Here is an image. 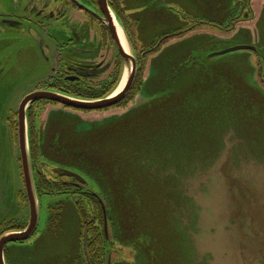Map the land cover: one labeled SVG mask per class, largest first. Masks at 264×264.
<instances>
[{"label": "rangeland", "instance_id": "rangeland-1", "mask_svg": "<svg viewBox=\"0 0 264 264\" xmlns=\"http://www.w3.org/2000/svg\"><path fill=\"white\" fill-rule=\"evenodd\" d=\"M139 1V5L131 1L128 8L149 9L147 7L151 5L154 8L149 10V14L174 17L179 27L184 29L190 26L188 19L192 16L212 22L217 17H224L235 6L234 0ZM11 7L10 0H0V12L8 11ZM151 22L144 21V29L135 31L136 39L129 28L126 34L142 47L140 42L146 44L155 36L168 32L150 30ZM159 23L162 24V20ZM246 28L249 29H242L233 37H223L210 26H200L196 27L195 33L164 47L149 61L147 75L138 87V96L130 102L126 112L122 110L112 118L103 117L96 121L85 120L76 113L52 112L39 146V149L43 146L46 148V154H41L45 161L43 171L49 174L51 164L61 159L68 166L86 174L94 182L95 191L108 204L114 235H121L129 231L130 226L128 222L121 226L116 212L114 216V207L108 201L112 196L110 187L117 188L121 199L130 200L124 206H129L132 198L139 200L145 193L148 195V191L160 183L154 166L161 162L165 150L169 151L174 143L183 140V145L192 146L196 137L207 139L212 133L215 135V131L219 134L240 122L245 131L251 135L253 132L264 145V129L257 122L251 125L250 120L261 118L264 126V89L260 86L257 68L249 60V55L235 52L208 58V53L213 50L248 43L252 39L261 53L259 61L264 80V14L256 25ZM54 33V23L49 24L44 35L47 46L44 55L27 42L10 41V59L5 60L3 56L7 43L0 41V67L5 63L9 72L0 81V226L23 224L27 220V205L17 196L20 190L25 200L17 140H13L7 120L16 102L34 81L49 75L53 63L46 66L44 59L55 57L58 46ZM186 49L189 50L187 57ZM164 50L165 53H162ZM174 54L182 55V61L175 60ZM12 55H16L15 58ZM163 61L167 63V69L162 71ZM27 74L30 76H25ZM140 78L139 74L138 81ZM234 95H241L240 99L236 100ZM145 111L148 115L142 116L141 113ZM128 112L136 116L129 127L120 129V123L124 122L121 118L128 116L125 115ZM150 121L153 123L149 124ZM149 126L155 128L154 137H147ZM185 151L177 150L174 156ZM144 199V206L147 204L149 211L158 208L157 201L147 197ZM118 205L116 202L115 209ZM80 215L73 200L44 197L39 202L38 225L31 244L22 247L9 245L7 264H74L80 245ZM116 241L121 248L122 261L127 260L126 264H167L162 255L172 250V244L167 239L165 249L161 246L153 248L146 261L139 246ZM172 257L170 252L168 258Z\"/></svg>", "mask_w": 264, "mask_h": 264}, {"label": "flooded vegetation", "instance_id": "flooded-vegetation-1", "mask_svg": "<svg viewBox=\"0 0 264 264\" xmlns=\"http://www.w3.org/2000/svg\"><path fill=\"white\" fill-rule=\"evenodd\" d=\"M131 1L133 2V0H10L12 9L0 12V41L7 43L3 56L5 60L10 59V41L12 43L27 42L44 55L47 49L44 35L49 24L54 23L53 37L58 46L53 59H44L46 66L53 63L49 69V75L34 81V84L16 102L7 120L11 136L15 141L17 140L18 107L27 95L36 91H46V93L66 95L80 100L97 101L112 91L120 77L122 62L107 26L109 19H112L117 27H121L125 34L129 28L135 39V31L144 29L143 23L147 20L152 21L150 30L168 31L155 36L146 44L140 42L142 47H139L138 43L133 42L134 39H130L126 34L135 52L138 70L131 89L119 103L102 109L85 110L57 101L41 99L31 103L27 109L32 175L39 202L44 197H65L73 200L81 214L80 245L74 264H126L127 260L122 261L121 248L112 230L108 204L95 191L94 182L89 180L86 174L73 169L75 167L68 166L61 159L51 164L49 174L43 171L45 161L42 160L39 146L44 139V127L51 113L58 110L76 113L85 120L96 121L103 117L112 118L122 113V110L126 112L130 102L138 96V87L147 75L149 61L164 47L195 33L196 27L200 26H210L223 37L228 35L233 37L236 32L242 29L245 31L249 29L246 27L256 25L264 14V0H234V8L227 11L224 17H217L211 22L190 16L191 18L188 19L190 26L184 29L179 27V22L174 17L163 18L160 15L149 14V10L154 8H151V5L147 7L149 9L128 8V3ZM134 1L137 5L141 3L139 0ZM161 4L159 6H163ZM161 20L162 24L159 23ZM253 46L256 45L251 39L248 43H241L232 48ZM63 49H66V52H63ZM235 52H245L249 55V60L257 68L260 86L264 89L258 54L246 49H236L230 53ZM15 56L12 55V58ZM4 65L5 63L0 67V81H3L4 76L9 73ZM139 74L141 78L138 81ZM16 150L18 152V146ZM20 179L24 190L22 176ZM17 196L19 201L26 203V199L24 201L22 199L20 190ZM26 224L27 220L23 224L2 225L0 237L9 232L23 230ZM35 233L26 241L6 243L3 247L5 260L8 259L9 245L16 247L30 245Z\"/></svg>", "mask_w": 264, "mask_h": 264}, {"label": "water", "instance_id": "water-1", "mask_svg": "<svg viewBox=\"0 0 264 264\" xmlns=\"http://www.w3.org/2000/svg\"><path fill=\"white\" fill-rule=\"evenodd\" d=\"M106 16H109L107 12ZM113 24L109 19L107 26L121 55L122 69L112 91L97 101L36 91L19 104L17 146L28 216L23 230L0 237V264H7L4 245L28 240L38 225L39 197L33 181L27 133L29 105L47 99L78 109H102L122 101L135 81L138 70L135 52L121 29L127 47L125 52ZM236 49L256 52L261 58L257 46L213 50L208 53V58L223 56ZM188 51L186 49L185 57ZM173 57L183 59L182 55ZM166 65L163 61L162 71L167 69ZM234 96L238 100L241 95ZM125 115L128 116L121 118L124 122L120 123V129L129 127L136 116L131 112ZM141 115L147 116L148 113L145 111ZM250 120L251 125L257 122L264 129L261 118ZM154 129L149 126L147 137L155 136ZM201 137H196L192 146L183 145L181 140L182 144L174 143L169 151L165 150L161 162L154 166L160 183L148 191L151 198L145 193L139 200L132 198L131 204L124 206L130 200L121 199L117 188L110 187L112 196L108 201L114 207V216L116 212L121 226L127 222L130 226L129 231L121 235L116 232V238L122 243L139 246L146 261L153 248L161 246L165 249L164 243L168 239L173 257L168 258L170 252L162 255L167 264H264V145L253 132L251 135L245 131L240 122L219 134L215 131V135L212 133L207 139ZM180 149L186 151L174 156ZM40 151L46 154L44 146ZM145 197L157 201L158 208L149 211L147 204L144 206ZM116 202L119 205L115 209Z\"/></svg>", "mask_w": 264, "mask_h": 264}, {"label": "bare ground", "instance_id": "bare-ground-1", "mask_svg": "<svg viewBox=\"0 0 264 264\" xmlns=\"http://www.w3.org/2000/svg\"><path fill=\"white\" fill-rule=\"evenodd\" d=\"M114 25H115V23H114ZM115 28H116V30H117V33H118V36H119V39H120L121 45L123 46V48H124V50H125V52H126V51H127V47H126L125 41H124V39H123L121 29H120L119 27H117L116 25H115ZM60 72H61V71H60ZM121 86H122V85H121ZM121 86H120L119 89L115 92V94H116L117 92H119V90L121 89ZM69 171H70V170H69Z\"/></svg>", "mask_w": 264, "mask_h": 264}]
</instances>
